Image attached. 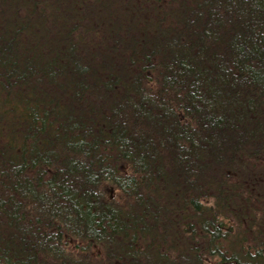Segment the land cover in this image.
<instances>
[{"label": "trees", "instance_id": "16d2710c", "mask_svg": "<svg viewBox=\"0 0 264 264\" xmlns=\"http://www.w3.org/2000/svg\"><path fill=\"white\" fill-rule=\"evenodd\" d=\"M0 264H264V0H0Z\"/></svg>", "mask_w": 264, "mask_h": 264}]
</instances>
